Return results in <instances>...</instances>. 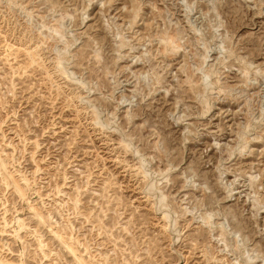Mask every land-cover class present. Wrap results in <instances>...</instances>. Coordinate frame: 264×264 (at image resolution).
<instances>
[{
	"label": "rangeland",
	"instance_id": "obj_1",
	"mask_svg": "<svg viewBox=\"0 0 264 264\" xmlns=\"http://www.w3.org/2000/svg\"><path fill=\"white\" fill-rule=\"evenodd\" d=\"M50 231L264 264V0H0L2 264H77Z\"/></svg>",
	"mask_w": 264,
	"mask_h": 264
},
{
	"label": "bare ground",
	"instance_id": "obj_2",
	"mask_svg": "<svg viewBox=\"0 0 264 264\" xmlns=\"http://www.w3.org/2000/svg\"><path fill=\"white\" fill-rule=\"evenodd\" d=\"M48 48H49V47H48ZM52 49H53V47H52ZM51 52H52V50H51ZM53 60H54V59H53ZM7 185L10 186V185H11L10 182H7ZM12 187L14 188L15 192H16L19 196H22V193H21L20 189L18 188V186H17V184H16L15 182L12 183ZM33 214H34V217L36 218V220H37L39 223H42V218H41V216H40L38 213H36V212H33ZM50 233H51L53 236H55V238L57 239V241L59 242V244H62V245L65 247V249L69 252V254L73 257V259L76 261L77 264H82V261H81V259L78 257V255H76V253H75V252H74L69 246L63 244V239H62L61 236L56 235V234H55L54 232H52V231H50ZM64 243H65V242H64ZM2 263H3V262H2L1 259H0V264H2Z\"/></svg>",
	"mask_w": 264,
	"mask_h": 264
}]
</instances>
